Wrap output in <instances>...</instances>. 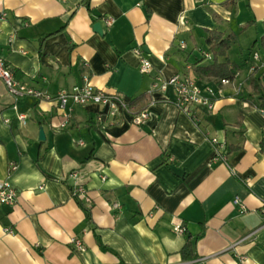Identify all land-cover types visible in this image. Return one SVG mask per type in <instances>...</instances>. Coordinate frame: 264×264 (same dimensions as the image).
I'll use <instances>...</instances> for the list:
<instances>
[{
	"label": "crops",
	"instance_id": "obj_1",
	"mask_svg": "<svg viewBox=\"0 0 264 264\" xmlns=\"http://www.w3.org/2000/svg\"><path fill=\"white\" fill-rule=\"evenodd\" d=\"M208 32L236 35L218 61L239 73L196 124L153 85L219 86L194 73L211 63ZM262 38L264 0H0V56L48 96L15 99L0 80V181L17 192L0 204V264H264V113L236 97L251 67L264 78ZM85 83L125 103L145 95L148 118L90 104L60 128L56 94ZM186 240L195 260L180 256Z\"/></svg>",
	"mask_w": 264,
	"mask_h": 264
},
{
	"label": "built area",
	"instance_id": "obj_2",
	"mask_svg": "<svg viewBox=\"0 0 264 264\" xmlns=\"http://www.w3.org/2000/svg\"><path fill=\"white\" fill-rule=\"evenodd\" d=\"M113 23L112 19L106 20L107 26ZM180 49H184V43L179 44ZM136 53H141L140 48L135 50ZM258 53L252 54V61L258 59ZM205 59L212 60L209 54L205 55ZM256 68L251 67L250 72ZM150 71L149 62L143 57L139 58V72L141 74H148ZM0 80H2L7 92L15 99L31 96L38 99H45L48 96L40 91H37L29 86H26L15 80L13 73L9 66L6 65L4 59L0 56ZM264 82V78H262ZM229 81L221 79L218 81L219 86L203 85L200 86L195 80L184 75L176 74L167 80H158L154 83V91L166 92L171 89L173 92V104L183 114L188 116L194 123L198 124L197 114L200 111L212 112L214 109V98L220 93V86L228 84ZM55 101L59 112H61L63 120L60 128H65L69 119L72 108L75 106L97 105L106 111V115L114 118L115 116L125 113L131 116V121L134 125L140 126L144 124L148 118L147 110H142L135 114L129 103H125L117 93H107L103 90L96 89L89 83L82 86H75L71 89L60 90L56 96ZM24 117L20 116L19 120L23 121ZM211 144L215 147L217 156H221L225 150V144L219 142L216 138L210 139ZM76 197L84 198L85 192L83 189H77L73 193ZM17 196L14 188L10 187L5 181H0V204L13 205ZM235 205H239L240 209H244L238 198H235ZM114 207H117L114 205ZM261 213L264 215V206L261 208ZM175 231L182 233V227H176ZM72 243L78 250L83 247L78 240H73Z\"/></svg>",
	"mask_w": 264,
	"mask_h": 264
},
{
	"label": "trees",
	"instance_id": "obj_3",
	"mask_svg": "<svg viewBox=\"0 0 264 264\" xmlns=\"http://www.w3.org/2000/svg\"><path fill=\"white\" fill-rule=\"evenodd\" d=\"M237 37L234 34H230L226 38H223L219 34L208 32L206 43L209 47V51L212 55L211 63L206 66L194 67V73L198 79L207 80H221L226 79L229 82L235 80L239 73V67L229 61L219 62L220 58H225L228 50L236 43ZM255 44V43H254ZM262 49H264V38L260 40ZM240 101L248 105V109L257 108L264 113V82L262 77L257 76V70L255 69L245 82V86L241 88L236 96ZM145 95H140L129 103V106L133 108L134 113H140L146 106ZM239 148L229 146L227 148L228 153L235 152ZM260 152L264 153V140L260 143ZM86 212V211H85ZM180 256L183 260L190 261L197 258L194 250V242L186 240L184 246L180 250Z\"/></svg>",
	"mask_w": 264,
	"mask_h": 264
},
{
	"label": "water",
	"instance_id": "obj_4",
	"mask_svg": "<svg viewBox=\"0 0 264 264\" xmlns=\"http://www.w3.org/2000/svg\"><path fill=\"white\" fill-rule=\"evenodd\" d=\"M94 30H95V32H97L98 34H101V33H102V30H101L99 24H96V25L94 26ZM43 139H44V134H43V132H42V130H41V131L39 132V140H43Z\"/></svg>",
	"mask_w": 264,
	"mask_h": 264
}]
</instances>
